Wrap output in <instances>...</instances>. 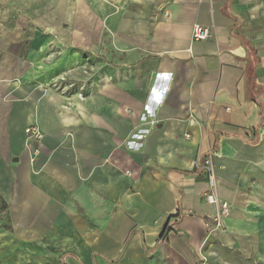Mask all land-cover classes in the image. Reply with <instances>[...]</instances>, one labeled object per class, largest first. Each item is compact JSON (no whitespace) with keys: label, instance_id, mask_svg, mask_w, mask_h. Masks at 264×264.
Wrapping results in <instances>:
<instances>
[{"label":"crops","instance_id":"obj_1","mask_svg":"<svg viewBox=\"0 0 264 264\" xmlns=\"http://www.w3.org/2000/svg\"><path fill=\"white\" fill-rule=\"evenodd\" d=\"M249 50L264 0H0V264H264Z\"/></svg>","mask_w":264,"mask_h":264},{"label":"built area","instance_id":"obj_2","mask_svg":"<svg viewBox=\"0 0 264 264\" xmlns=\"http://www.w3.org/2000/svg\"><path fill=\"white\" fill-rule=\"evenodd\" d=\"M211 36V28L207 25L194 24L192 27V39L196 41L206 40ZM26 135V143L31 147V144L39 143L42 137L41 130L36 125L27 126L24 129ZM185 137H189L185 134ZM36 149V148H34ZM203 167L207 171L208 181L210 183L209 189L203 194L205 202L211 205H215L216 209L209 216L212 220L214 228L221 227L223 224V218L230 212L229 205L225 202L219 203L214 193L212 164L209 157L204 158Z\"/></svg>","mask_w":264,"mask_h":264},{"label":"trees","instance_id":"obj_3","mask_svg":"<svg viewBox=\"0 0 264 264\" xmlns=\"http://www.w3.org/2000/svg\"><path fill=\"white\" fill-rule=\"evenodd\" d=\"M248 61H247V66L245 69V84L247 85V87L249 86V83L252 84V87L254 88V69H255V64L257 63L258 59L257 57H255L254 52L252 50H249V54L247 55ZM257 88H254L253 90H250V98L252 100H254L257 105L259 106L260 110H259V119L257 121V123H255V125L252 126L251 130L253 135L255 136V133L257 132V129L259 127V125L262 123V121L264 120V100L262 99V92H264L263 87H262V91L260 90L261 86H257ZM255 140V138L253 139V141ZM204 160V159H203ZM180 218V212L175 215V216H171L168 218V221L163 229V232L161 233L160 239L163 238L167 232V230L170 228V225L172 222L178 220Z\"/></svg>","mask_w":264,"mask_h":264},{"label":"rangeland","instance_id":"obj_4","mask_svg":"<svg viewBox=\"0 0 264 264\" xmlns=\"http://www.w3.org/2000/svg\"><path fill=\"white\" fill-rule=\"evenodd\" d=\"M5 207H6V205L3 202H0V233L3 230H7L8 229V217H7V213H6ZM45 242L46 243L39 244V245H42V246L46 247V249H48V250H53V249L57 250L58 246H57L55 240H53V241H45ZM255 251L257 252V254L259 256H263L264 244L263 243H258L256 245V250Z\"/></svg>","mask_w":264,"mask_h":264}]
</instances>
